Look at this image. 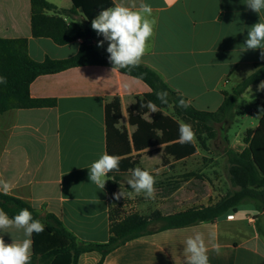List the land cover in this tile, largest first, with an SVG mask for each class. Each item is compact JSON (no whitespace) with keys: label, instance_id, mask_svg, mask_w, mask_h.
<instances>
[{"label":"crops","instance_id":"0c3cea01","mask_svg":"<svg viewBox=\"0 0 264 264\" xmlns=\"http://www.w3.org/2000/svg\"><path fill=\"white\" fill-rule=\"evenodd\" d=\"M47 1L57 8L48 15L77 23L83 31L90 32L94 47L107 53L108 42L98 46L103 36L93 31L91 22L81 13L73 11L71 0ZM112 1L114 4L131 2ZM140 2L135 0L137 5ZM143 2L151 6L149 19L155 20V26L140 64L155 71L172 91L186 97L196 109L217 111L224 102L225 92H232L255 72L256 65L264 63L260 49L243 51L248 30L257 22H264V10L259 14L251 11L246 6L247 0ZM0 38L28 39L29 55L37 62L74 57L84 42L79 39L59 46L49 38H34L31 0H0ZM112 68L113 65H89L42 75L31 84V96L56 99L55 107L11 110L0 115V179L11 185L7 195L29 202L41 217L55 215L83 243L108 242L111 210L115 217L123 218L120 211L127 205L121 197L119 206L113 209L110 206L108 175L103 190L89 180L91 163L108 153L106 105L115 98L120 99L122 118L118 128H125L131 138L136 126L129 122L128 108L138 97L152 91L141 79L122 74L120 70L112 71ZM254 87L258 85L250 87L245 94ZM152 114L144 118L151 121ZM165 147L134 150L129 157L139 161L138 167L147 170L149 166L173 168L200 153L198 147L196 154L179 161L169 156L170 163L164 164ZM129 175L130 170L120 174L117 192L122 190L124 177ZM176 180L185 182L168 198L160 197L156 188L157 200L147 199L143 193L136 194L132 189L129 195L132 209L128 214L137 212L148 217L160 211L166 216L209 206L222 198L216 199L210 192L207 179L209 193L202 199H197L196 193L188 187L194 179L164 182ZM186 186L191 193L187 197L181 195ZM0 192L4 193L2 187ZM160 201L167 202L166 207V203L160 204ZM249 205L257 213L248 211L240 218L236 213L233 220L201 222L132 240L110 253L104 264H185V241L195 233L203 235L208 264H264V230L260 228L264 211L259 212L253 203ZM0 235L6 243L27 238L23 230L16 229L0 231ZM31 240L32 255L37 256L69 245L68 240L49 233L46 227L42 233H33ZM102 259L98 251L86 252L80 255L78 264H99ZM52 264H74V255H60Z\"/></svg>","mask_w":264,"mask_h":264},{"label":"trees","instance_id":"16d2710c","mask_svg":"<svg viewBox=\"0 0 264 264\" xmlns=\"http://www.w3.org/2000/svg\"><path fill=\"white\" fill-rule=\"evenodd\" d=\"M73 11L81 13L88 22L101 10L113 7L112 0H71ZM32 3V34L34 38H49L57 45L65 46L79 39H84L77 55L68 59L54 60L47 58L43 62L33 60L28 52L26 38H0V76L6 78V84H0V115L11 110L51 108L57 105L56 99L33 98L30 93L31 84L40 76L56 74L75 67L89 65H113L109 54L99 52L92 43L89 31H83L77 23H67L62 17L48 15L56 10V6L47 0H31ZM122 74L136 77L144 81L152 89L143 97H138L134 105L128 108L129 122L136 126V131L130 138L128 131L118 128L122 118V107L119 98L113 99L106 105L107 148L108 154L120 157L119 171L109 172L107 182L109 202L112 209L119 206L120 199L115 200L113 194L120 187V174L138 167L139 161L129 157L133 151L166 145L163 150V163H170V157L179 161L197 153L198 147L208 148V139L216 136L215 123L232 122L235 118L239 100L252 86L264 81V63L256 65L255 72L236 86L232 92H225L222 106L215 112L201 111L192 104L184 108L179 106V100L186 97L172 91L164 80L149 67L139 64L136 67L119 69ZM167 92V103L157 99V92ZM148 101L157 105L158 111L152 114L151 121L144 116L150 113L146 107ZM256 105L264 110V91L257 96ZM173 109L172 115L164 111ZM180 123L195 124V137L191 143H180ZM209 136H205V134ZM245 148L242 151H228L229 174L233 190L229 191L217 203L209 206L195 207L184 212L163 215L156 211L148 217L137 212L123 218L115 217L111 210L110 237L106 243H83L68 230L53 214L41 217L36 209L27 201L0 192V209L13 218L22 209H28L34 219L45 225L49 233L58 234L69 241V245L59 247L48 253L32 255L30 264H52L64 254L74 255V264H78L80 255L86 252L98 251L103 259L117 248L142 236L156 232L182 228L201 222H216L236 214L243 204L253 203L255 208L264 211V114L255 131H249L244 139ZM141 168V167H140ZM142 169V168H141ZM144 170V169H142ZM153 176L154 174L151 173ZM194 178L188 187L196 193L197 199H202L209 193V187L203 175L191 174ZM185 181L162 182L155 184L158 195L163 198L171 197Z\"/></svg>","mask_w":264,"mask_h":264},{"label":"clouds","instance_id":"9594fccd","mask_svg":"<svg viewBox=\"0 0 264 264\" xmlns=\"http://www.w3.org/2000/svg\"><path fill=\"white\" fill-rule=\"evenodd\" d=\"M246 6L251 11L259 14L264 10V0H247ZM152 8L143 0L137 5L135 0L129 4L116 3L113 7L101 10L92 20L91 27L103 40L98 42L102 47L104 41L108 42L107 53L109 61L113 64L112 71L138 66L147 51V42L153 36L155 20L149 19ZM243 51L261 50V58L264 59V22H257L248 30ZM5 77L0 76V84H6ZM259 91H264V81L258 85ZM167 92H157V99L161 103H167ZM179 106L187 108L189 102L179 100ZM146 107L151 113L158 111L157 105L148 101ZM180 143H191L195 139V133L191 125L180 123ZM120 157L103 153L99 159L92 162L89 169V180L98 188L104 189L109 172L119 171ZM131 175L127 184L136 194L143 193L145 198H155V177L148 171L136 167L130 170ZM0 187L5 194L11 189V185L0 179ZM130 193L123 190L113 194L115 200L125 198ZM10 229L23 230L27 237L20 242L6 243L3 235H0V264H30L33 233L39 234L45 230V226L34 219L28 209H22L13 218L0 209V231L8 232ZM185 264H208L207 247L201 233H195L185 241ZM217 251L219 249L217 248Z\"/></svg>","mask_w":264,"mask_h":264},{"label":"rangeland","instance_id":"374dc122","mask_svg":"<svg viewBox=\"0 0 264 264\" xmlns=\"http://www.w3.org/2000/svg\"><path fill=\"white\" fill-rule=\"evenodd\" d=\"M92 28V27H91ZM96 34L97 32L93 30ZM98 35V34H97ZM102 36V35H98ZM98 49H101L98 47ZM261 91L258 90V87L251 88L243 98L238 102L236 108V116L232 122L226 121L227 123H215L214 129L216 136L213 139H208V148L205 150L199 147V155L189 162L185 161L181 164H176L173 168H159L149 166L147 170L150 173L154 174L156 183H162L168 179H194L192 177L187 178L191 174L203 175L209 181L210 192L219 199L225 196L229 191L233 190L230 174H229V160H228V151L231 149L240 150L245 145L244 139L248 135L249 131H255V128L258 123V119L264 111L261 107L256 105L257 96ZM169 114H173V109L166 111ZM191 125L193 131L195 129V124ZM205 136H209L207 133ZM196 141V137L194 139ZM130 177H124V185H122V190L125 193H131L133 190L127 184V179ZM181 195L188 196L191 193L188 191L186 186L185 190ZM157 200V198H154ZM152 200V199H150ZM176 200V199H175ZM123 203L127 204L122 207L120 215L122 217L126 216L132 208H130L129 195H126L123 198ZM157 202V201H155ZM151 203V202H150ZM154 204V202L152 201ZM166 203L167 202H159ZM172 203V202H170ZM159 204V205H160ZM243 204L238 208L237 215L238 218L244 217L248 211H254V214L257 213L252 205ZM165 207L161 209H165ZM260 228L264 230V217H262L260 222ZM264 239V236H262Z\"/></svg>","mask_w":264,"mask_h":264},{"label":"built area","instance_id":"2783aa9c","mask_svg":"<svg viewBox=\"0 0 264 264\" xmlns=\"http://www.w3.org/2000/svg\"><path fill=\"white\" fill-rule=\"evenodd\" d=\"M234 218H235V215H233V214L227 216L228 220H233Z\"/></svg>","mask_w":264,"mask_h":264}]
</instances>
